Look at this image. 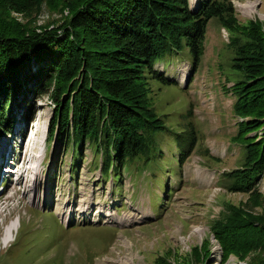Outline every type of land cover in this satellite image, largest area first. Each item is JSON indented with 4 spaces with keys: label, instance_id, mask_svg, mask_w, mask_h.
Wrapping results in <instances>:
<instances>
[{
    "label": "rangeland",
    "instance_id": "rangeland-1",
    "mask_svg": "<svg viewBox=\"0 0 264 264\" xmlns=\"http://www.w3.org/2000/svg\"><path fill=\"white\" fill-rule=\"evenodd\" d=\"M58 1V7L42 3L29 17H11L34 31L58 27L69 17ZM230 2L235 25L251 21L264 30V0ZM220 24L208 22L194 73L183 45L154 67L172 83L146 76L150 107L163 129L151 136L146 153L119 170L116 182L111 174L101 176V155L91 144L74 147L59 130L50 137V91L39 97L24 92L20 104L6 109L12 126L0 134V165L12 173L0 166V264L252 263L258 252L225 258L212 232L229 206L241 207L264 227L262 203L228 192L222 178L241 168L248 142L264 138V118L237 139L250 119L233 109L232 88L244 79L233 67L235 48L245 38L234 47L238 35ZM193 135L194 148L179 163ZM261 177L257 188L264 195ZM84 200L89 211L81 214ZM10 226L14 233L6 243Z\"/></svg>",
    "mask_w": 264,
    "mask_h": 264
},
{
    "label": "trees",
    "instance_id": "trees-1",
    "mask_svg": "<svg viewBox=\"0 0 264 264\" xmlns=\"http://www.w3.org/2000/svg\"><path fill=\"white\" fill-rule=\"evenodd\" d=\"M58 7V0H0V134L9 123L7 108L25 94L51 92L52 123L74 147L91 144L100 153L101 176L119 180L128 161L148 151L151 136L163 129L150 107L146 76L158 74L156 63L185 45L194 73L204 51L208 22L216 18L238 36L233 67L243 80L232 88L236 115L250 119L240 125L237 139L257 130L264 118V30L253 22L235 25L230 0H63L69 17L58 27L34 31L16 23L12 14L29 17L39 6ZM158 65V64H157ZM25 92V94H24ZM8 127H5V126ZM195 135L179 163L195 145ZM81 154V153H80ZM113 159V160H112ZM116 161V165H111ZM264 174V138L246 145L241 168L223 173L228 192L247 194L253 203L264 195L257 188ZM212 232L224 257L254 252L251 264H264V227L241 207L226 208ZM163 264H168L163 261Z\"/></svg>",
    "mask_w": 264,
    "mask_h": 264
},
{
    "label": "bare ground",
    "instance_id": "bare-ground-1",
    "mask_svg": "<svg viewBox=\"0 0 264 264\" xmlns=\"http://www.w3.org/2000/svg\"><path fill=\"white\" fill-rule=\"evenodd\" d=\"M251 4H252V3H251ZM249 5H250V4H249ZM250 8H252L251 10H253V5L250 6ZM2 157H3V155H2ZM0 166L4 168V169H3L4 171L9 172V173H12V170L10 171L8 168H5L3 165H0ZM22 168H23V166H22ZM21 173H22V172H21ZM6 175H7V174H6ZM20 176H21V175H20ZM37 181H38V180H37ZM35 182H36V179H35ZM86 201H87V200L82 201V204H81V206H80L79 212H80L81 214H83L85 211H86V212L89 211V207L85 205V202H86ZM13 231H14V226H10V227L7 229L8 234H7L6 237H5V242H6V243H8V241H10L9 238H10L11 234L14 233Z\"/></svg>",
    "mask_w": 264,
    "mask_h": 264
}]
</instances>
